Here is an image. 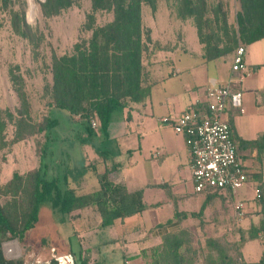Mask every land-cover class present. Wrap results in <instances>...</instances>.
<instances>
[{
  "label": "trees",
  "instance_id": "1",
  "mask_svg": "<svg viewBox=\"0 0 264 264\" xmlns=\"http://www.w3.org/2000/svg\"><path fill=\"white\" fill-rule=\"evenodd\" d=\"M162 1L171 8L170 15L174 18L192 21L207 60L234 54L239 46L264 39V0H238L240 8L234 22H229L222 3L210 4L207 0H90L91 10L84 24V29L91 32L90 36L75 43L70 53H52L51 62L47 64L51 77L45 85L49 106L64 109L83 123L86 131L84 140L109 139L114 113L148 98L154 57L160 55L165 46L154 39L153 28L146 24L144 17L146 8L156 16ZM0 2L7 8L10 0ZM22 3L25 6L26 0ZM74 6H79L77 0H44L40 1V13L50 19ZM98 13L110 14L112 20L97 24ZM10 16L14 34L25 40L37 56L46 40L44 32L27 22L25 8L17 10L11 7ZM9 76L20 107L16 114L7 111V119L0 117V147L42 135L45 140L41 154L44 156L48 148V130L57 125V120L46 113L37 122L32 116L20 67L11 66ZM191 109L201 112L206 110V103ZM8 123L15 128L11 142L5 136ZM248 142L247 145L261 152L259 158L263 161L264 134ZM100 154L106 165L105 171L100 172L94 163L86 166L96 173L99 183V189L92 193L78 194L67 182L62 184L55 178H49L41 167L22 173L15 171L7 181L0 183V264H23L22 260L6 257L3 242L7 239L23 242L38 224L43 206L62 223L80 221L84 218L83 212L91 210L100 217L98 228L112 227L117 220L124 221L148 208L142 190L130 191L125 185L113 181L111 176L120 167L117 163L108 164L114 154L107 151ZM249 175L250 180L257 181L259 189V195L253 199L256 203L253 215L258 222L252 223L247 231L239 229L238 240H231L227 234L209 236L196 248L192 229L179 227L166 233L161 244L154 247L149 264H264V252L254 263L246 261L243 253L248 241L264 237V180L262 172H250ZM200 193L208 195L206 204H210L227 193V198H233L229 196L234 191L208 188ZM204 209L205 204L199 213L192 215L201 217ZM175 218L182 222L188 215L176 212ZM92 250L97 252L99 246L84 249L80 245L76 251L73 248L74 264H89L88 256ZM132 258L125 256V263ZM50 264H59V261L53 259Z\"/></svg>",
  "mask_w": 264,
  "mask_h": 264
},
{
  "label": "rangeland",
  "instance_id": "2",
  "mask_svg": "<svg viewBox=\"0 0 264 264\" xmlns=\"http://www.w3.org/2000/svg\"><path fill=\"white\" fill-rule=\"evenodd\" d=\"M23 1L10 0L7 8H4L2 1L0 2V117L7 119V111L16 114V110L20 107L19 98L12 87L9 76V68L18 65L26 82L33 118L39 122L44 114L49 113L53 119L57 120V125L48 130V148L44 156L41 154V147L45 140L42 135L31 137L25 142L9 144L4 148L0 147V183L7 181L15 171L22 173L31 168L39 169L41 167V171L45 172L49 178H55L62 184L67 182L78 194L92 193L99 189V183L96 173L86 166L94 163L97 164V169L100 172L105 171L106 165L100 153L107 151L114 154V158L122 164L121 170L129 187L139 189L144 186L149 168L146 161L157 162L150 157V153L161 142L160 134L157 131L159 130L158 125L163 122L158 123L159 119L161 121V117H158V110L166 109V97L168 96L166 94H174V100L182 99L183 102L191 94L196 98L197 90H200L203 97L207 89L204 81L206 72L212 73L218 67L227 71L231 65L230 58L228 57L225 61L220 59L211 65L202 62L204 53L192 21L174 18V15H170L171 8L165 1H162L156 16H152L150 9L146 8L145 22L153 27L154 35L164 42L167 41V38L172 41L180 33L183 36V42H176L175 50L170 52L173 55L168 52L164 53V50L161 55H155L157 64L154 65L156 69L151 74L152 78L148 86L150 98L146 103L147 107L142 108V103H138L137 109H133L131 112L130 122L126 120L128 109L117 110L110 125L112 128L109 129V139L104 140L98 137L84 140L86 131L83 123L78 117L72 116L64 109L50 107V98L46 95L45 85L51 77L47 64L51 62L52 53L56 52L58 55L70 53L75 43L82 39H88L90 36L91 32L84 29V24L87 21L86 16L91 10V2L90 0H77L79 6H74L59 16L47 19L40 13V1L44 0H26L25 6H23ZM207 1L210 4L222 3L223 9L228 13L229 22H234L240 8L238 0ZM11 7L17 10L25 8L27 22L32 27L44 32L46 40L39 48L37 56L34 55L31 46L25 40L14 34L11 28ZM96 20L97 24L102 25L112 20V15L98 13ZM186 24L189 27L184 29L183 26ZM245 47L244 61L246 59L247 75L243 80L245 81V78L249 77L248 80L253 81V86L256 87L259 83L260 89L259 92L250 93L253 90L248 89L245 85L239 87V90H243V96L244 94L251 95L250 105L247 107L242 104L241 107H235L229 101L222 118L232 124L229 121L230 116L239 117V123H242V130L246 134L257 131L258 136L261 137L264 134V39ZM166 57L167 60H165ZM173 67L180 72L168 75ZM185 85L197 88L180 93ZM260 93L262 99L258 98ZM242 109L244 113L241 114ZM173 115L175 114L173 113ZM256 122L259 123V127L255 125ZM163 124L174 131L171 125ZM14 129V126L8 123L5 133L8 142L13 139ZM178 136L186 145L184 136L181 134ZM233 138L238 154L249 157V151L239 150L241 139L237 137L234 130ZM250 140L252 141V139ZM108 164L112 165L111 161ZM251 164V159L246 160L249 173L252 171ZM166 170L170 176H173L177 169L174 163H170ZM157 182H160L159 178H157ZM191 188L192 185L189 182L184 183L177 186L174 190L176 193L170 196L164 191L155 190L148 201H157L160 205L157 209L149 210V213L157 214L159 212L161 219L166 221L173 218L176 204L180 211L199 210L200 201L204 198L203 194H194L186 199H181V194ZM255 194L256 189L252 186L251 181L235 190L234 202L244 203V212L247 213L245 214L248 219L237 222L232 203L227 201L229 207L221 217H217L219 223L209 224L205 229L208 234L206 232L204 234L207 236L227 234L231 240H238L240 233L237 231L239 229L247 231L251 226V219L255 212H253L256 204L253 201ZM219 204L221 205V201L214 205V209ZM83 213H85L84 218L80 221L62 223V221H56L49 208L43 206L38 224L28 233L23 242L16 239H7L3 242L6 257L16 261L22 260L23 264H49L55 258L59 259L61 264H74L73 248L76 251L81 245L84 249L99 246L97 252L92 250L89 256L86 255L89 257V264L101 261L102 264H138L137 261L131 260L125 263V255L130 251L124 247V241L121 240L122 232H126V230L131 232L138 224L149 229L151 224L142 223L144 222L142 217L135 215L126 219L125 228H122L118 223L112 227L98 228L99 215L91 210H86ZM254 219L258 221L256 218ZM192 232L195 236L194 245L198 248L204 243L203 233H197L193 229ZM263 252L264 237L248 241L243 248L245 260L249 263L259 261ZM148 258L140 259V264L148 263Z\"/></svg>",
  "mask_w": 264,
  "mask_h": 264
},
{
  "label": "crops",
  "instance_id": "3",
  "mask_svg": "<svg viewBox=\"0 0 264 264\" xmlns=\"http://www.w3.org/2000/svg\"><path fill=\"white\" fill-rule=\"evenodd\" d=\"M186 27H189V25L186 24L185 26H183L184 29ZM153 32H154V29H153ZM153 37H154V39L159 40L165 46L164 53L168 52V54L170 52H172L173 50H175V48L177 46L176 42H178V41L183 42V36L180 33H179L178 37H175V39H173L174 41L173 40L171 41V39L167 38L166 39L167 41L163 42L159 39L158 36H156L154 34H153ZM262 40H259V41L261 42ZM259 41H257V42H259ZM199 43H200V41H199ZM201 46H202V44H201ZM202 49H203V46H202ZM162 53H163V51L160 52V55ZM203 53H204V49H203ZM235 53L234 54L232 53V54L227 55L225 57L217 58L214 60H207L205 55H203L202 59H201L202 62H206L209 65H211V63H216L220 59H223V61H225L228 57L231 60V65L229 66L227 71L223 70L222 67H218V69L217 70L214 69V71L212 73L206 72L204 81L206 82L205 84L207 85V89H206V91L204 93L205 95L203 97L200 93V90H197L198 93H197L196 98L191 94V96H189L188 99L185 98L183 102H182V99L174 100V98H173L174 94H166V95H168L166 97L167 107H165L166 109H159L158 110V117L162 118L163 116H167L170 113H174L175 115L179 116V115L183 114L185 111H187L188 108L191 109L192 106L201 105V104H205V103L207 104V102H208L207 90L209 88L217 86L219 84L227 83L234 76L232 73V63H233L232 58H234ZM170 54L173 55L172 53H170ZM154 60H155L154 65H156L157 60L156 59H154ZM165 60H167V57ZM245 61H246V59H245ZM215 68H216V65H215ZM155 69H156V67L152 66L153 72L155 71ZM178 71H179L178 69L176 70V68L173 67L171 72L168 73V75L177 74ZM153 72H152V74H153ZM170 73H172V74H170ZM248 78L249 77H246L245 78L246 80L245 81L243 80V83L241 85H232V89L234 91H239L242 93L243 90H239V87H242L243 85H245L248 89L253 90L250 93H253V92L256 93V91L259 92V89H260L259 83L255 87V86H253V81L248 80ZM257 80H258V78H257ZM150 81H151V78H150ZM196 88H197L196 86L189 87V86L185 85L184 89L182 88L180 93H184L186 91L194 90ZM149 98H150V95L148 96L147 99H145L143 102H141L143 105L142 108L144 106L147 107L146 103L149 100ZM243 98H244V100H243ZM258 98L262 99L261 93L258 95ZM229 101H230V99L228 100V102ZM260 101H262V100H260ZM250 103H251V95H249V94H244V96L242 95V104H245L248 107L250 105ZM137 104H130L129 107L125 108V109H128L127 118H126L127 122L131 121V119H132L131 112L133 109H137L136 108ZM226 108H227V106H226ZM203 111H205V110H203ZM240 113L241 114L244 113V110L242 109ZM241 120H242V117H241ZM158 121H159L158 123H161L160 119ZM229 121H231L232 124H230L228 121L227 122L231 125L232 129L235 131V134L237 135V137L239 139H241V144H240L239 150L250 152L249 157H244L241 155L245 159V161L249 160V159L252 160V164H251L252 171H250V172L251 173L262 172V178L264 180V158H262L263 161H261L259 158L261 152L256 147H252V146L246 144V143H249L248 141H251L250 139H252V141H253V140L260 138V135L258 136L259 133L256 131L254 133L248 132V134H246L242 130L243 129L242 123L241 124L239 123L240 122L239 117L232 115V116H230ZM252 123H253V121H252ZM255 125H258V127H259L258 122H256ZM158 126H159V128H158L159 130L157 132L160 134L161 142H159V146H156L155 150L151 151V153H150V157L152 159L156 160L157 162L146 161L149 168H148V173L146 175V180L144 181V186L140 187L139 189L134 188V187H129L126 183L127 179L121 170L122 164L118 160H116V158H114L113 160H109V161H111L112 164L117 163L118 165H120L119 169H117L116 172H114L111 176L113 181L125 185L127 187V189L130 191L142 190L144 193L143 194L144 202L148 207L142 214H139L137 216H141L143 221H144L142 223H144V224L149 223V224H151V227L149 229H145L144 227H141L138 224L137 226H135L132 229L131 232H128V230H126V232L123 231L122 236H121V240L124 241V247H126V249L130 251V252H127L125 256L133 257L131 261H137L138 264L141 263L140 259H143L144 257H147V258L149 257L148 258L149 262L146 263V264H149L151 261L150 257L152 256V251H153L154 247H157L158 245L161 244L163 236L166 233H170V232H173L175 230H178L179 227H190L191 229H193L197 233L202 232L204 238L209 237V236H207L208 231H205V229L207 228V226L209 224L215 225V224L219 223L218 222L219 219H217V217L218 216L221 217L222 214L226 212L227 208L229 207V204L227 206V203H228L227 201H231V203H232L231 206H233V208L235 210V213H236L235 216H236L237 222H241V220H243V219H248V218H246L247 213L244 212L245 211L244 210L245 209L244 203L243 202H234V193L230 194V196H229V197H231V195H232L233 198H227L228 197L227 196L228 193H227L226 195L224 194V196H222L220 198H216L212 203L206 204L208 195L205 193H200V192L195 191L194 181H193V177H192V168H191L192 157L190 155V152H189L187 146L184 145L183 140L181 139V137L178 136V133H175L173 130H170L169 128L165 127V125L163 123H161V125H158ZM111 128H112V126H110V130H111ZM249 128H251V127L249 126ZM251 129H253V128H251ZM175 134H177V135H175ZM262 152H263L262 157H264V150ZM170 163H174V165L177 169L173 176H170V174H168V170H166V168L168 167V165ZM166 164H168V165L166 166ZM157 178L160 179V182H157ZM187 182H189L192 185V188L187 192L184 191L181 194V196H182L181 199H186L189 196H192L194 194H199V193L203 194L204 198L201 199V201H200L201 206H200L199 210H183V211H180L177 208V204H176L175 209H174L173 218L167 219L166 221H163L161 219V217L159 216V212H157V214H150L149 213V210H152L154 208L157 209L158 206L160 205L157 201H148L149 197L153 196V193L155 190L164 191V192H166V194L168 196H170L171 194L173 195V193H176V192H174V190L176 189L177 186H181L182 184L187 183ZM251 182H252V186H254L256 188L257 187V181L253 179V180H251ZM195 198H198V197H195ZM223 198H224V200H223ZM218 201H221V205L219 204L214 209V205ZM240 203H242V205H243L242 206V212H243L242 216H239L237 214V211H236V206ZM204 204H205V209H204V212L201 215V217L193 216L192 214L199 213V211L201 210V208ZM253 206H254V203L251 206L252 210H253ZM176 212H179L182 214L185 213L188 215V218H185L182 222H180L179 220H177L175 218ZM156 215H157V218H156ZM252 218H253V219H251L252 222L250 221L251 224L258 222V221H255V219H254V218H256L258 220V218L255 215H253ZM126 219L124 221L117 220L115 222V224L118 223L122 228H125ZM191 219H193L194 221H192ZM238 219H240V220H238ZM85 220H89V219H85ZM170 221H172V222H170ZM98 223H100V220ZM184 223H186V224H184ZM212 231L213 230L211 228V232ZM205 232L207 234H204ZM220 236H222V235L216 234V236H210V237H220Z\"/></svg>",
  "mask_w": 264,
  "mask_h": 264
},
{
  "label": "built area",
  "instance_id": "4",
  "mask_svg": "<svg viewBox=\"0 0 264 264\" xmlns=\"http://www.w3.org/2000/svg\"><path fill=\"white\" fill-rule=\"evenodd\" d=\"M245 46H239L232 63L233 77L225 84L207 90L208 102L205 111L187 110L179 116L170 113L161 118L174 131L185 138L192 157V177L196 192L205 189L242 188L250 180L245 159L238 154L231 125L222 116L228 100L235 107L242 105V93L234 91L232 85H241L247 75L244 61ZM95 125V123H94ZM255 196L259 195L256 187ZM242 203L236 206L243 215Z\"/></svg>",
  "mask_w": 264,
  "mask_h": 264
},
{
  "label": "flooded vegetation",
  "instance_id": "5",
  "mask_svg": "<svg viewBox=\"0 0 264 264\" xmlns=\"http://www.w3.org/2000/svg\"><path fill=\"white\" fill-rule=\"evenodd\" d=\"M55 259L59 261V264H61V262H60V260H59V259H57V258H55ZM52 260H53V259H52ZM52 260L49 262V264L52 262Z\"/></svg>",
  "mask_w": 264,
  "mask_h": 264
}]
</instances>
